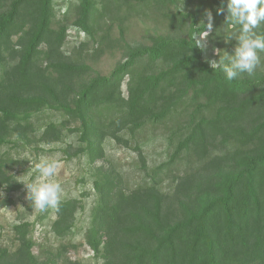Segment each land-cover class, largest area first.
Instances as JSON below:
<instances>
[{"label":"trees","instance_id":"obj_1","mask_svg":"<svg viewBox=\"0 0 264 264\" xmlns=\"http://www.w3.org/2000/svg\"><path fill=\"white\" fill-rule=\"evenodd\" d=\"M207 1L215 10V30L227 23V0ZM176 5L74 0L53 28V0H0V149L33 141L48 146L61 142L64 132L77 135L76 146L68 144L62 153L93 167L96 201L85 243L101 264H264V71L227 81L196 44L207 20L179 11L170 17L177 33L149 36L148 44L127 43L122 25L111 36L123 8L165 16ZM69 26L95 47L81 43L66 54ZM257 31L264 32V25ZM115 48L122 60L107 76L86 62ZM45 111L63 119L38 134L32 119ZM157 125L166 128L162 140L171 151L139 184L128 188L114 168L96 166L106 159V140L129 148L123 134L134 139ZM133 150L147 172L140 146ZM13 164L0 157L6 194L23 187ZM170 179L169 193L161 187ZM81 209L79 200L59 201L51 225L57 239L72 234ZM13 231L18 246L13 252L0 248V264L67 263L58 260L59 251L46 260L33 255L30 224Z\"/></svg>","mask_w":264,"mask_h":264},{"label":"rangeland","instance_id":"obj_2","mask_svg":"<svg viewBox=\"0 0 264 264\" xmlns=\"http://www.w3.org/2000/svg\"><path fill=\"white\" fill-rule=\"evenodd\" d=\"M74 0H53L55 20L53 28L57 27V22L62 20L63 13L70 2ZM210 9L212 14L215 10L207 0H177L176 7L166 11L165 16L156 12H150L147 8L135 10V12L125 13L122 9L120 19L111 24L113 29L112 38L118 36V27L122 25L125 31V41L129 44H148V37L156 34H174L177 33V27L171 23V16L176 12L191 14L196 20L203 23L207 20L205 10ZM107 24V23H106ZM108 26V24H107ZM231 25L223 23L218 29L212 30L209 34L201 39L199 46L204 51L203 59L210 65L211 61L219 62L220 58L230 55L236 44L235 38L228 39V35L235 36L238 34ZM186 28L184 29V32ZM185 36V33L181 35ZM81 43H87L88 49L95 47L85 34L75 30L72 26L68 27L67 39L63 46V51L70 54L73 48ZM261 55V66L255 72L264 71V55ZM90 59V58H89ZM122 60V53L119 49H106V52L97 60H86L96 73L107 76L114 69L115 65ZM225 63L227 61L225 60ZM254 72V73H255ZM124 86V85H123ZM123 92L125 88L123 87ZM62 117L56 112L45 111L33 117L32 122L35 129L42 130L47 124H59ZM166 128L161 125L146 126L139 131L134 139L125 133L124 138L131 141V147L124 148L116 145L111 140H106L104 150L106 159L97 163L96 166L103 165L114 168L124 179L128 188H133L161 164L165 163L169 152L171 151L166 143L162 140ZM68 144L76 146L77 135L64 132L63 139L59 143L48 146L37 145L35 141L27 147L19 148L12 144L0 149V157L14 162L11 165L13 176L17 182L22 184V190L13 194H6L0 190V248H5L13 252L17 246V238L13 228L17 225L30 224V237L34 244L32 248L33 255L40 260L49 259L58 254V260L67 263L64 264H101V260L93 257L92 252L85 243V233L90 226L91 214L95 206L96 196L92 189V179L94 176L93 167L87 164L84 158L67 160L62 151ZM136 145L140 146L141 153L144 157L147 172L142 170L138 153L133 150ZM41 158L55 160L58 168L53 177L49 178L61 185L59 201L67 199H76L80 201L82 209L75 214L74 227L72 234L62 240L57 239L51 231V225L56 219L55 208H47L40 211L34 208L26 197L24 182L38 181L41 177L35 169V164ZM162 190L169 192L172 189L171 179L162 184ZM170 193V192H169ZM6 201L12 202L11 205H4ZM63 246L67 251L63 252Z\"/></svg>","mask_w":264,"mask_h":264},{"label":"clouds","instance_id":"obj_3","mask_svg":"<svg viewBox=\"0 0 264 264\" xmlns=\"http://www.w3.org/2000/svg\"><path fill=\"white\" fill-rule=\"evenodd\" d=\"M224 8H218L217 13H223ZM207 31L200 35L205 38L213 28L212 12L205 10ZM226 22L231 26H239L238 34L228 35V39L235 38L236 44L230 55L220 58L219 62L211 61L210 67L213 70L222 69L227 81H232L242 73L252 75L261 66V53H264V32L257 31L264 25V0H227ZM194 39V37H193ZM200 41H196L199 45ZM225 60L227 63H225ZM58 168L55 160L41 158L35 164V169L40 174L36 182H24L26 199L32 206L40 211L57 208L59 206V194L61 185L49 179L54 176Z\"/></svg>","mask_w":264,"mask_h":264}]
</instances>
